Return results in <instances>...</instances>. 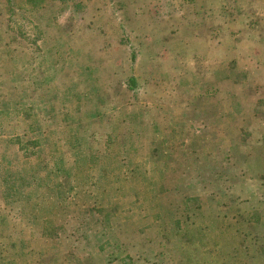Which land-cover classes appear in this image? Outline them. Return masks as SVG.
I'll list each match as a JSON object with an SVG mask.
<instances>
[{
  "label": "rangeland",
  "instance_id": "1",
  "mask_svg": "<svg viewBox=\"0 0 264 264\" xmlns=\"http://www.w3.org/2000/svg\"><path fill=\"white\" fill-rule=\"evenodd\" d=\"M40 1L0 0V264H264V0Z\"/></svg>",
  "mask_w": 264,
  "mask_h": 264
},
{
  "label": "trees",
  "instance_id": "2",
  "mask_svg": "<svg viewBox=\"0 0 264 264\" xmlns=\"http://www.w3.org/2000/svg\"><path fill=\"white\" fill-rule=\"evenodd\" d=\"M32 1L34 3L37 2H41L40 0H29ZM130 85L133 87L136 84V81L134 78H130L129 80ZM4 106V103H3ZM30 134V133H29ZM27 132L23 135H12L11 137H8L7 139H2L3 142L10 144H17L18 145V149L20 150H24V155L29 153V156H32L33 153L31 152L32 150L38 152V150H36V146L38 145L39 141H38V137H28L27 140L23 139L22 137H27L29 135ZM27 135V136H26ZM17 149V151H18Z\"/></svg>",
  "mask_w": 264,
  "mask_h": 264
}]
</instances>
